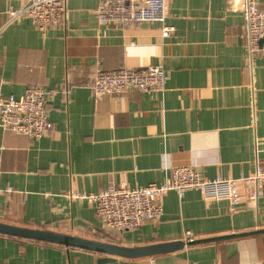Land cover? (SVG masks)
Wrapping results in <instances>:
<instances>
[{
    "label": "crops",
    "instance_id": "0c3cea01",
    "mask_svg": "<svg viewBox=\"0 0 264 264\" xmlns=\"http://www.w3.org/2000/svg\"><path fill=\"white\" fill-rule=\"evenodd\" d=\"M11 4L0 0V98L30 86L55 95L47 136L0 126V222L130 249L175 246L130 258L0 234V264H264V233L185 243L189 232L200 241L264 230V187L256 205L237 207L169 191L162 219L134 231L108 229L91 202L72 196L163 184L176 165L210 180L264 167V51L247 57L245 0H167L169 37L161 22L100 26L98 0H67L43 35L28 17L10 22ZM149 66L168 74L165 91L98 99L90 88L98 69Z\"/></svg>",
    "mask_w": 264,
    "mask_h": 264
},
{
    "label": "built area",
    "instance_id": "2783aa9c",
    "mask_svg": "<svg viewBox=\"0 0 264 264\" xmlns=\"http://www.w3.org/2000/svg\"><path fill=\"white\" fill-rule=\"evenodd\" d=\"M7 14L12 22L22 17L31 19L33 25L45 35L63 18L67 0H10ZM17 4V7L14 6ZM100 26H127L142 22H161L162 36L169 37L175 28L166 25L167 0H98L95 10ZM245 31L242 39L248 59L264 51V0H245L243 11ZM169 79L160 66L144 69L121 68L112 71L98 69L90 82L96 98L120 97L135 92L160 93L165 91ZM54 90L30 86L23 97L0 98V126L39 140L50 134L53 123L49 119V103ZM170 179L163 184L129 187L110 184L96 194L73 193V197L85 198L92 203L98 219L110 230L134 231L149 221H159L164 216L162 199L169 191L182 196L186 191L200 190L205 200H227L232 207L244 200L256 205L263 197L264 167L239 179H207L194 165L169 167ZM242 187L247 192L242 191ZM0 192H3L0 188ZM6 192H10L8 189ZM196 238L189 232L185 243L192 244ZM220 264V263H217Z\"/></svg>",
    "mask_w": 264,
    "mask_h": 264
},
{
    "label": "water",
    "instance_id": "95a60500",
    "mask_svg": "<svg viewBox=\"0 0 264 264\" xmlns=\"http://www.w3.org/2000/svg\"><path fill=\"white\" fill-rule=\"evenodd\" d=\"M264 233V230L262 231H256V232H250V233H243V234H234V235H228L223 237H215V238H209V239H203V240H196L194 243H202V242H208V241H216L220 239H227V238H235V237H242L247 235H256ZM0 234L9 235V236H15L25 239H32L37 241H43L48 243H54L58 245H64L66 247H75V248H81L86 250H92L97 251L109 255L114 256H121V257H130V258H136V257H142V256H153L156 254H161L165 252L172 251L174 249L175 243H163L159 245H153V246H147V247H140V248H124L116 245H110L102 242L87 240V239H81L71 236H65L45 231H39L34 229H28L23 227H17L13 225H7L0 222ZM180 246H183V242L176 243ZM111 259H103L102 262H108Z\"/></svg>",
    "mask_w": 264,
    "mask_h": 264
}]
</instances>
